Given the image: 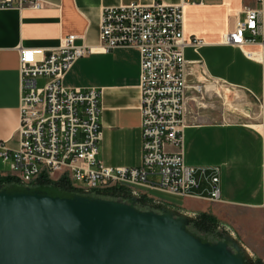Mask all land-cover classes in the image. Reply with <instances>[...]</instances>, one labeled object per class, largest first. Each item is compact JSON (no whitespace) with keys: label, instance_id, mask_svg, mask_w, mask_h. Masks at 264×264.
Masks as SVG:
<instances>
[{"label":"crops","instance_id":"crops-1","mask_svg":"<svg viewBox=\"0 0 264 264\" xmlns=\"http://www.w3.org/2000/svg\"><path fill=\"white\" fill-rule=\"evenodd\" d=\"M39 1V7L0 8V140L11 147L16 144L18 46L55 48L64 36L74 34L77 44L94 51L78 58L62 83L100 91L97 158L105 166H139V51L134 47L100 51L101 12L131 2L181 4L184 39L204 42L197 51L190 47L184 50V58L190 62L189 82L202 86L198 105L192 101L187 104L189 113L182 134L183 160L195 168L197 186L184 195L171 194L178 197L177 205L155 201L185 216L207 215L253 262L264 264V43L258 36L241 47L222 43L223 34L244 19L247 9H262L264 30V0ZM245 52H252V56ZM37 81L42 84L45 79ZM194 93L187 91L190 96ZM216 167L219 197L212 200L210 178Z\"/></svg>","mask_w":264,"mask_h":264},{"label":"built area","instance_id":"built-area-1","mask_svg":"<svg viewBox=\"0 0 264 264\" xmlns=\"http://www.w3.org/2000/svg\"><path fill=\"white\" fill-rule=\"evenodd\" d=\"M262 3L263 0H256ZM39 0H0V8ZM260 37L264 43L262 9H247L222 43L238 47ZM77 36H64L55 48L18 46L19 118L15 146L0 140V177L22 185L39 179L63 180L73 191L108 198L146 195L140 189L184 195L197 186L195 168L185 164L182 134L187 124L189 101L196 105L202 91L190 83L187 47L204 44L183 37L182 5L153 1L106 7L101 12L99 49L134 47L139 51L140 130L142 157L139 166H105L97 158L100 130V91L72 88L62 80L72 64L94 48L76 43ZM250 57L252 52H245ZM44 78L39 84L37 79ZM195 92L188 95L187 91ZM264 123V117L262 118ZM219 169H213L210 198L219 197Z\"/></svg>","mask_w":264,"mask_h":264},{"label":"water","instance_id":"water-1","mask_svg":"<svg viewBox=\"0 0 264 264\" xmlns=\"http://www.w3.org/2000/svg\"><path fill=\"white\" fill-rule=\"evenodd\" d=\"M51 186L0 184V264H252L228 236L188 229L195 216Z\"/></svg>","mask_w":264,"mask_h":264},{"label":"trees","instance_id":"trees-1","mask_svg":"<svg viewBox=\"0 0 264 264\" xmlns=\"http://www.w3.org/2000/svg\"><path fill=\"white\" fill-rule=\"evenodd\" d=\"M0 184L7 186L10 184H19V183L15 182L12 178H9V177H0ZM36 184L44 185V186H51L61 191L72 190V188L63 180L49 181L45 179H39L36 182ZM216 226H217V223L212 218L204 214H198L195 216L193 220H191V223L188 225V229L191 232L198 234L203 238L209 239L208 237L203 235V233L201 232L212 233L216 231ZM252 264H256V263L253 262Z\"/></svg>","mask_w":264,"mask_h":264},{"label":"rangeland","instance_id":"rangeland-1","mask_svg":"<svg viewBox=\"0 0 264 264\" xmlns=\"http://www.w3.org/2000/svg\"><path fill=\"white\" fill-rule=\"evenodd\" d=\"M39 83H41V80L39 81ZM0 169L7 170V165L5 163H3L2 161H0ZM140 190H144L145 192L148 193V195L140 196L139 199L137 200L136 205L140 208H148V209H153V210L159 211L160 208H162V207L155 201V199H158L160 201H164V202L169 203V204H175V205H177L179 202L178 197L171 195V194H168V193L163 192V191L145 190V189H140ZM190 223L191 222H189V224ZM216 232H217V235H215L213 233H206V232H201V233H203V235H205L206 237H208L211 240H216L220 237L217 226H216Z\"/></svg>","mask_w":264,"mask_h":264},{"label":"flooded vegetation","instance_id":"flooded-vegetation-1","mask_svg":"<svg viewBox=\"0 0 264 264\" xmlns=\"http://www.w3.org/2000/svg\"><path fill=\"white\" fill-rule=\"evenodd\" d=\"M213 234H215V235H217V232L216 231H214V232H212Z\"/></svg>","mask_w":264,"mask_h":264}]
</instances>
